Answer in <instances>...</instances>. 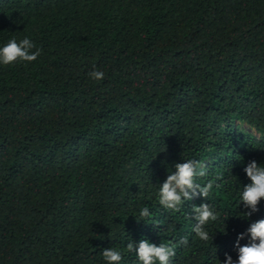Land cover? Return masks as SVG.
<instances>
[{
	"label": "trees",
	"instance_id": "trees-1",
	"mask_svg": "<svg viewBox=\"0 0 264 264\" xmlns=\"http://www.w3.org/2000/svg\"><path fill=\"white\" fill-rule=\"evenodd\" d=\"M26 37L40 57L0 66V264H106L108 248L139 264L127 244L144 239L171 264L235 261L264 219V200L240 205L244 168L264 166V0H0V47ZM187 160L214 187L166 210L160 184Z\"/></svg>",
	"mask_w": 264,
	"mask_h": 264
},
{
	"label": "clouds",
	"instance_id": "clouds-1",
	"mask_svg": "<svg viewBox=\"0 0 264 264\" xmlns=\"http://www.w3.org/2000/svg\"><path fill=\"white\" fill-rule=\"evenodd\" d=\"M35 49V50H33ZM42 50L29 38L17 42L15 38L9 40L0 47V66H12L35 62L40 57ZM92 80L99 82L105 78L103 71L93 70L89 73ZM244 172L250 181L244 186L240 194V205L247 210L244 214L250 218L259 211L258 205L264 200V166H258L255 160L250 161L244 168ZM207 175L206 165L196 160H187L175 165V171L167 175L166 180L160 184L157 192L159 204L166 210L180 212L185 201H192L197 197L206 199L214 187L209 181L206 185L197 182L198 178ZM195 225L192 231L201 241L210 239L205 225L218 219L216 213L207 203L193 208ZM139 216L141 219L150 216L148 207H144ZM248 237V242L241 246L240 241ZM182 245L188 244V239L180 241ZM238 250L237 259L234 261L231 255L225 254L224 264H264V219L250 224L245 233L239 234L235 244ZM127 251L135 253L139 264H171L175 256L173 247L165 244L159 246L150 243L148 240H141L138 244L130 242L127 244ZM103 258L106 264H120L123 255L114 248L103 250Z\"/></svg>",
	"mask_w": 264,
	"mask_h": 264
}]
</instances>
